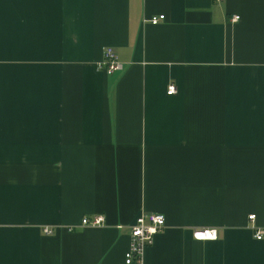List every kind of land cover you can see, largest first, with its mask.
Returning a JSON list of instances; mask_svg holds the SVG:
<instances>
[{
    "label": "crops",
    "instance_id": "crops-1",
    "mask_svg": "<svg viewBox=\"0 0 264 264\" xmlns=\"http://www.w3.org/2000/svg\"><path fill=\"white\" fill-rule=\"evenodd\" d=\"M154 213L130 264H264V0H0V264H128Z\"/></svg>",
    "mask_w": 264,
    "mask_h": 264
},
{
    "label": "built area",
    "instance_id": "built-area-1",
    "mask_svg": "<svg viewBox=\"0 0 264 264\" xmlns=\"http://www.w3.org/2000/svg\"><path fill=\"white\" fill-rule=\"evenodd\" d=\"M165 15L153 16L150 18V22L157 24L160 20L164 19ZM240 16H234L233 21H238ZM97 67L100 70H104L106 73L111 74L113 72L123 69V64L120 61L119 55L112 46L105 48L104 57L101 61L98 62ZM176 85L171 83L168 86L167 93L174 94L176 93ZM255 214L250 215V219H254ZM106 222V219L101 214H96L83 218L82 224L84 226H103ZM165 216L163 214L154 213L147 215H140L136 222L131 226V238H130V248L126 253V262L130 263H140L142 255L145 251V248L153 244L156 234L165 226ZM70 230L72 228H69ZM44 233L51 234L53 229L50 227L43 228ZM193 236L196 240H215L218 238L219 233L215 228L202 227L197 228L193 231ZM257 239L263 238V232L257 230L255 232Z\"/></svg>",
    "mask_w": 264,
    "mask_h": 264
}]
</instances>
